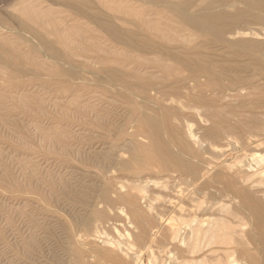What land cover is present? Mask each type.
<instances>
[{
	"label": "bare ground",
	"instance_id": "bare-ground-1",
	"mask_svg": "<svg viewBox=\"0 0 264 264\" xmlns=\"http://www.w3.org/2000/svg\"><path fill=\"white\" fill-rule=\"evenodd\" d=\"M55 1L84 8L126 46V63L90 71L93 86L82 74L88 65L75 58L86 48L106 52L77 18L67 24L30 11L43 34L18 25L30 53L58 66L36 65L68 129L85 132L102 116L90 103L98 95L115 92L126 104L130 160L115 165L104 153L99 164L108 184L103 201L125 221H99L94 212V221L73 222L69 264H264V154L249 150L264 132L253 107H264L257 86L264 81V0H139L138 24L126 31L90 0ZM0 63L10 78L25 74L1 44ZM28 86L7 87L12 106L38 107ZM242 90L254 102L228 99Z\"/></svg>",
	"mask_w": 264,
	"mask_h": 264
},
{
	"label": "rangeland",
	"instance_id": "rangeland-1",
	"mask_svg": "<svg viewBox=\"0 0 264 264\" xmlns=\"http://www.w3.org/2000/svg\"><path fill=\"white\" fill-rule=\"evenodd\" d=\"M90 1L101 12L114 16L122 30H133V24H138L137 14L142 12L143 5L139 0ZM30 11H40L56 20L66 19L65 22L77 18L92 32L93 44L106 54L86 48L80 51L82 57L75 58L88 65L82 74L90 85L96 84L91 81L94 79L90 71L103 66L116 67L115 62L126 63V46L112 40L84 8L55 0H0V44L26 69L23 76L13 79L0 63V264H69L72 240L68 229L73 222L94 221V212L103 215L99 221H125L119 210L107 207L103 201L108 184L99 164L107 156L104 153H108L115 165L130 160L126 152L130 139L126 136V104L115 92L98 95L100 99L90 103L101 109L102 116L85 132L68 129L65 119L53 106L54 91L41 85L45 83L46 71L36 67L41 63L57 72L58 66L41 54L30 53L23 41L27 35L18 27L23 22L43 34L29 20ZM254 30L260 28L254 27ZM105 59L110 61L104 62ZM19 82L29 85L25 94L38 107L12 106L8 94L12 88L7 87ZM257 86L264 87V81H259ZM240 96L228 99L254 102L248 90H242ZM253 107L264 127V107L259 104ZM193 128L196 129V122ZM263 137L264 132L260 139L251 140V153L264 154ZM138 143L148 142L139 139ZM228 154L235 155L230 151ZM147 191L150 197L155 194L152 185ZM152 203L157 205V199ZM139 207L146 210L142 200Z\"/></svg>",
	"mask_w": 264,
	"mask_h": 264
}]
</instances>
